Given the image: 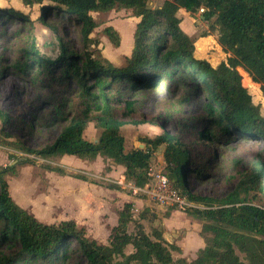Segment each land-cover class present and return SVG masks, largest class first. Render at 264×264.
Instances as JSON below:
<instances>
[{
    "label": "trees",
    "instance_id": "obj_1",
    "mask_svg": "<svg viewBox=\"0 0 264 264\" xmlns=\"http://www.w3.org/2000/svg\"><path fill=\"white\" fill-rule=\"evenodd\" d=\"M21 1L25 6L50 4L42 7L43 24H47L46 17L50 14L59 19L74 18L81 25V37L86 44L91 42L90 35L97 27L91 13L132 10L139 21L131 55L122 67L110 64L101 67L96 63L100 57L93 58L88 51L82 55L73 53L65 45L60 47L58 60L52 61L41 57L33 44L21 69L26 72L36 65L41 72L54 73L59 66L65 67L64 77L75 81L85 108L70 120L52 144L42 149L9 145L40 159L75 156L93 161L98 156L109 158L125 169V179L137 188L149 183L151 159L158 148L164 147L163 160L170 183L204 207L193 210L190 215L203 221V232L211 234L197 258L191 262L182 261V264H264V240L257 237H264V207L248 201L252 194L264 197V148L255 154L250 171L241 175L223 200L217 201L192 191V175L203 174L201 154L167 131L164 125L161 135L143 139L144 149L125 152V139L120 130L126 123L115 116V105L124 104L126 115L134 112L137 102L128 99L126 94L130 91L136 94L143 89L188 82L192 92H203L205 97L202 116L191 126L197 142L224 147L230 140L264 143V117L243 85L240 72L243 70L254 83L260 84L264 93V0H163L154 9L148 6V0ZM201 8L204 9L202 19L210 23L213 33L218 32L217 41L228 54L226 63L217 68L207 60L195 58L194 43L181 29L177 16L180 9L192 15ZM15 17L25 19L19 13L0 8V24L3 19ZM104 31L110 41L119 46L116 30L107 27ZM89 80L92 84H88ZM248 83L257 91L250 80ZM0 118L5 124L11 122L1 111ZM90 122L102 129L96 143L83 137ZM14 160L13 165L0 168V264H62L74 260L75 264L173 263L160 231H153V240L138 222L136 233H128V226L134 221V206L130 202L119 212L109 245L89 239L74 221L58 226L40 222L11 197L6 176H18L19 167L31 164L28 159ZM46 168L65 175L60 167ZM129 245L134 252L126 255ZM171 249L179 250L174 245ZM236 251L245 254L247 263ZM117 257L123 261H118Z\"/></svg>",
    "mask_w": 264,
    "mask_h": 264
},
{
    "label": "rangeland",
    "instance_id": "obj_2",
    "mask_svg": "<svg viewBox=\"0 0 264 264\" xmlns=\"http://www.w3.org/2000/svg\"><path fill=\"white\" fill-rule=\"evenodd\" d=\"M162 1L148 0V6L154 9ZM48 5V2L43 4ZM43 6H25L21 0H0L1 9L12 10L25 17L3 19L0 24V111L11 119L5 124L0 118V168L13 165L14 158L31 161V164L19 167L18 176H6L12 199L42 223L58 226L65 221H74L79 229H84L89 239L102 245L110 244L112 228L117 225L124 204L133 203L134 221L128 226L129 234L136 233V223L139 222L153 240V231H160L172 255V264L195 260L211 234L203 232V221L190 215L194 209L183 211L159 205L149 193L137 191V187L125 179V169L109 158L98 156L93 161L75 156L40 159L9 145L14 143L31 150L42 149L52 144L70 120L85 108L75 81L64 77L65 67L59 66L54 73L41 72L36 65L26 72L21 69L33 44L41 57L52 61L60 57L61 45L79 55L88 51L93 58L100 57L96 63L104 68L108 64L122 67L134 44L138 19L132 10L91 13L97 27L90 35L91 42L86 44L81 37V25L74 18L59 19L50 14L46 17L47 24H43ZM201 9L192 15L182 10L177 16L182 22L181 29L194 43L195 58L207 60L217 68L226 63L228 54L223 52L217 41L218 32L213 33L210 23L202 19ZM107 27L118 33L119 46L110 41L104 31ZM205 34L211 35L203 37ZM198 43L202 46L199 53ZM240 72L243 85L254 104L260 106L264 117L261 85L254 83L243 70ZM249 80L257 91L248 87ZM88 84H92L91 80ZM188 85V82L185 85L174 83L165 88L143 89L136 94L130 91L126 94L130 98H127L137 104L129 115L125 114L124 104L115 105L116 118L126 123L120 130L125 139L124 150L144 149L143 139H155L162 134L161 126L164 125L167 131L180 137L202 156L203 174L192 175L193 193L220 201L233 190L241 175L250 171L253 158L264 148V143L230 140L224 147L197 142L195 129L191 126L202 116L205 97L203 92H192ZM101 134L102 129L97 128L95 122H90L83 137L95 142ZM163 154L164 147L155 151L150 163L154 171L166 173ZM208 163L211 164L207 166ZM48 166L62 168L65 175L47 170ZM151 181L149 177V184ZM248 201L264 207L263 196L252 194ZM195 204L204 209L201 204ZM141 215L143 219H140ZM257 237L264 240V237ZM172 245L179 250L171 249ZM133 252L131 245L126 247V255ZM236 252L247 263L245 254ZM117 260L123 261L120 257ZM62 264H75V260Z\"/></svg>",
    "mask_w": 264,
    "mask_h": 264
},
{
    "label": "built area",
    "instance_id": "obj_3",
    "mask_svg": "<svg viewBox=\"0 0 264 264\" xmlns=\"http://www.w3.org/2000/svg\"><path fill=\"white\" fill-rule=\"evenodd\" d=\"M203 11L204 9H201V12ZM148 176L152 178L151 183H148L143 188H137V191L149 193L159 205L175 207L183 211L201 209L195 202L183 195L180 190L174 188L166 173L162 170L154 171L153 168L150 167ZM150 188L151 190H149Z\"/></svg>",
    "mask_w": 264,
    "mask_h": 264
},
{
    "label": "bare ground",
    "instance_id": "obj_4",
    "mask_svg": "<svg viewBox=\"0 0 264 264\" xmlns=\"http://www.w3.org/2000/svg\"><path fill=\"white\" fill-rule=\"evenodd\" d=\"M201 51H202V46H201L200 43H198V50H197V52L199 53V52H201ZM248 87H250V89H251L252 91H256V90L252 87V85L249 84V83H248Z\"/></svg>",
    "mask_w": 264,
    "mask_h": 264
},
{
    "label": "crops",
    "instance_id": "obj_5",
    "mask_svg": "<svg viewBox=\"0 0 264 264\" xmlns=\"http://www.w3.org/2000/svg\"><path fill=\"white\" fill-rule=\"evenodd\" d=\"M182 10H183V9H180L179 12L182 11ZM184 11H185V10H184ZM137 19H138V18H137ZM138 21H139V20H138ZM137 23H138V22H137ZM137 23H136V24H137ZM183 23H184V24H187L186 21H185V22L183 21ZM181 25H182V22H181L180 26H181Z\"/></svg>",
    "mask_w": 264,
    "mask_h": 264
},
{
    "label": "water",
    "instance_id": "obj_6",
    "mask_svg": "<svg viewBox=\"0 0 264 264\" xmlns=\"http://www.w3.org/2000/svg\"><path fill=\"white\" fill-rule=\"evenodd\" d=\"M250 88V87H249ZM251 95V94H250ZM97 141H95V143H96Z\"/></svg>",
    "mask_w": 264,
    "mask_h": 264
}]
</instances>
